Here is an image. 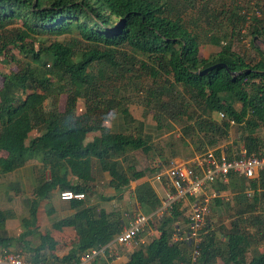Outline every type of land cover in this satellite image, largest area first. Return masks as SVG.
Segmentation results:
<instances>
[{"label":"trees","instance_id":"16d2710c","mask_svg":"<svg viewBox=\"0 0 264 264\" xmlns=\"http://www.w3.org/2000/svg\"><path fill=\"white\" fill-rule=\"evenodd\" d=\"M209 4L210 0H0V59L15 65L14 71L0 74V151L4 153L0 174L32 160L48 173V178L37 179L31 191L17 238L6 236L4 228L14 213L0 210V250L20 247L31 264L67 263L85 251L102 248L119 233L121 217L87 205L85 199L69 201L73 214L50 225L54 231H74L66 254L56 256L57 241L49 233L39 234L36 246L25 240L36 228L39 203L48 200L53 190L86 197L94 188V175L105 173L107 186L120 193L146 174L134 164L133 152L162 155L148 137L111 132L102 125V112L108 110L133 122L125 99L129 90L140 95L143 107L153 109L157 124L164 115L163 119L183 124L184 137L200 134L203 143L195 150L204 151L226 138L231 120L241 131L247 152L264 154V135H257L264 128L260 9L252 4L251 16L237 5L214 13ZM187 12L201 17L205 26L214 22L218 28L225 21L229 33L220 31L200 41L189 27L193 20ZM248 22L252 57L232 45V38ZM202 43L219 51L200 58ZM211 66L215 67L199 74ZM59 96L64 97L61 110ZM78 100L83 101L82 113L77 111ZM211 113H221L223 119L216 121ZM30 132L35 136L28 140ZM92 133L96 134L86 140ZM157 169L154 163L148 172ZM69 176L77 183H70ZM263 185L264 174L249 182L229 176L227 185H216L217 190L232 193L241 207L224 241L215 238L208 221L194 261L188 243L171 239L181 217L177 203L157 221L156 236L139 243L124 264H214L217 259L223 264H264V250H256L264 244V209L257 212L261 191L257 189ZM248 188L253 190L251 202L245 196ZM132 193L148 214L160 205L148 181L136 184ZM44 213L50 216L51 210ZM245 222L255 228L254 233L240 226ZM92 263L105 261L96 258Z\"/></svg>","mask_w":264,"mask_h":264},{"label":"rangeland","instance_id":"374dc122","mask_svg":"<svg viewBox=\"0 0 264 264\" xmlns=\"http://www.w3.org/2000/svg\"><path fill=\"white\" fill-rule=\"evenodd\" d=\"M252 4L260 9L258 18H261L264 24V6L262 8L260 7L262 4L264 5V0H210L208 8L215 13L227 8H232L233 6L237 5L241 8L240 12H244L250 15L252 13ZM188 12L186 13V16L193 20L191 21L193 24L189 25V27H192V30H194L198 34L200 41L204 40L203 36H209L210 34L219 35L220 31H226L227 34L229 33V27L225 21L221 23L222 27L218 25V28H215L217 24L212 22V20L210 21L212 22V24H210L209 26H205L204 23L201 22V17L198 20L196 17L197 14H195L194 12ZM186 16L184 19L188 20ZM239 26L240 25H237V27ZM248 32L249 22L241 26L238 36H234V38H232V45L234 50L240 52L244 51L246 56L252 57V55H254V51L249 47L250 37L248 35ZM58 39L61 40L62 38L59 37ZM256 45L259 46V48L261 46L260 42H257ZM218 51V47L202 43L199 46V57L207 58L208 56L213 55ZM14 70L15 65L11 61L5 62L0 59V74H7L8 72ZM125 99L127 100V111L130 115V118L133 119V122H129L127 119L124 120L122 116L114 110H108L102 112V125L108 128L111 132H122L130 134L137 133L142 136L148 137L150 142L153 144L154 149L156 148L157 150L161 151L162 155L160 157H157L156 151H151L150 154H143L140 151H137L133 152L130 156L133 159L134 164L136 165L138 170L146 171L145 177L148 181L151 182L152 176L156 172L162 171L169 162L187 161L194 154L202 151L201 149L195 150L200 142L203 143V139L201 138L200 134L197 136L190 134V139L188 137H184L182 135L183 124L175 122L173 120H169L168 118L163 119L164 115H161V118L158 119L157 124L153 109L143 107L142 99L137 93H133L129 90L126 93ZM63 101L64 97L59 96V110L62 109ZM47 104L48 101H45V108H47ZM76 107L78 113H82L84 110L83 101L78 100ZM210 116L214 120L219 121V118L216 116V114L211 113ZM95 134L96 133L89 134L86 140L90 139V137ZM257 135L262 137L264 135V128L260 129L257 132ZM34 136L35 133L30 132L27 139L29 140ZM241 136L242 133L237 129L236 126H230L226 138L218 141L216 146L235 145L239 141H242ZM208 148L209 147H204L203 150ZM0 157H4V153L1 151ZM154 163H157L158 169L152 173H149L148 170L154 167ZM40 176H43L46 179L48 178V173L46 169H42V166L37 160L28 161L23 166H20L13 171L0 174V210H11L14 213V218L5 222L4 228L6 236L17 238L18 234L21 233L22 228L20 225V219L25 217L27 214V200L30 197L31 191L36 185V181ZM93 185V189L96 194L97 192L102 190L103 187H107L106 182L103 180L101 175L99 176V174L94 175ZM260 190H257V193L260 191L259 204L257 207L258 213L260 211L263 212L264 209V185L262 188H260ZM126 191L127 190L124 191L125 196H127L126 201H124L126 205H124L123 202L119 199L115 203L116 206H111L112 208L106 206L108 210L116 212L121 217L123 223H126L127 217H130L135 212L147 215L146 213L137 210L138 207L135 205V203H133V199L130 198L129 191ZM245 196L246 198H250L249 202H251V197L253 195ZM107 203L108 202H105L106 205ZM240 207L241 205L235 203V199L233 198L232 193L228 195L227 201H218V203L212 201L209 203L210 214L208 217V221L210 229L213 231L215 238L219 242L224 241L223 235L229 229L230 223L236 220V210ZM46 208V206H40L37 208L39 209V215L41 214V220H38L36 228H34L32 234L30 236H27L25 240H28L30 245L36 246L39 243L38 235L49 233V235L57 241V246L55 247L54 253L56 254V256L60 257L66 254L69 247L73 244L71 239L72 234H65L64 232L61 233V231L52 230L50 228L51 223L54 220H58L60 216H58L57 214L55 215V218L47 216L44 213V209ZM177 209L181 213V217L178 220L177 224L178 227L182 229V227L185 226L186 222V206L183 202H181L178 204ZM254 214L256 213H253V215ZM156 225L157 220H154L153 222H150L146 225L144 232H142V234H140L131 243L133 249H135L140 242H143L145 244L156 236ZM240 226L247 229L250 233H254L255 231V228H250L246 222L243 224L241 223ZM19 248L10 247L9 252H13L19 255L22 259H26L28 255L23 253ZM256 250L262 252L264 250V244H259ZM214 264L223 263L221 260L217 259Z\"/></svg>","mask_w":264,"mask_h":264},{"label":"built area","instance_id":"2783aa9c","mask_svg":"<svg viewBox=\"0 0 264 264\" xmlns=\"http://www.w3.org/2000/svg\"><path fill=\"white\" fill-rule=\"evenodd\" d=\"M258 13L255 11V15ZM216 116L223 119V114ZM233 126V121H228ZM248 153L243 141L232 146H214L194 154L187 161H171L167 166L152 176L157 183H164V194L160 205L151 213L144 215L139 212L127 217L118 234L99 249H91L78 255L76 261L67 263L39 262L37 264H92L96 258H102L105 264H117L119 256L115 246H129L144 232L146 225L159 220L174 204L183 202L187 216L185 226H178L172 234V241L188 243L191 250V261L198 255V245L202 241L203 229L208 223L210 214L209 203L215 200L227 201L228 195L217 190L216 185H227L229 176L242 179L244 182L256 180L264 174V154ZM245 195H253L247 189ZM60 201L83 200L84 194L72 191H58ZM141 244L143 242H140ZM0 264H31L12 252L0 250Z\"/></svg>","mask_w":264,"mask_h":264},{"label":"crops","instance_id":"0c3cea01","mask_svg":"<svg viewBox=\"0 0 264 264\" xmlns=\"http://www.w3.org/2000/svg\"><path fill=\"white\" fill-rule=\"evenodd\" d=\"M101 177L106 182V186H107V182L109 180L108 176L105 173H103V174H101ZM69 178H70V183H72V184L77 183L76 182L77 180L74 177H70L69 176ZM143 181H148V180L146 179V177H143V178H141L138 181H135V182L133 181V182H131L129 184V186L125 190H127L126 192L129 191L130 198L133 199V201H134L133 203H135V205L138 207L137 210L142 211V212L148 214L147 211H144L143 209L140 210L138 204L135 202V199H134L133 193H132V190H133L134 186L136 184L140 183V182H143ZM148 182L150 183L151 187L153 188V190L155 191V193L157 194V196L161 199L162 196H163V194H164V183L154 182L152 180V178H151V182L150 181H148ZM226 190L223 191V192L226 195H229L228 194L229 191L228 190L226 191ZM257 190H260V189H257ZM124 191H122L123 193L122 192L115 193L110 187L107 186L106 188L103 187L102 190H100L96 194L94 192V189H93L91 191V194L90 195H87L86 194V197H84L83 200H85V199L87 200V202H86L87 205H92V206H95L98 209H103L106 212H111L110 210H108L106 208V206H108L110 208L114 207L116 201L119 200V199L123 202L124 205H126V203L124 201H126V199H127L126 197L127 196H125ZM57 192H58L57 189L53 190L51 192L50 197L48 198V200L43 201V202H40L38 207H40V206H46L47 208H49L51 210L50 217L55 218V215L57 214L58 216H60L59 219H62V218H65V217H68V216L72 215L74 211L69 207V202H63V201H60L58 199ZM105 202H108L107 205L105 204ZM40 216H41V214L39 215V209H37V211H36V224H35V227L37 226L38 220H41L40 219L41 218ZM54 221H56V220H54ZM123 225H126V223L124 222ZM62 232H64L65 234L71 233L72 234V238H71L72 240L75 237V233H74V231L71 228H63L61 230V233ZM54 240H56V239H54ZM132 249H133V247L131 245H129V246H115V251L117 252V255L119 256L118 261H117V264H124L127 261L129 254L132 252Z\"/></svg>","mask_w":264,"mask_h":264},{"label":"water","instance_id":"95a60500","mask_svg":"<svg viewBox=\"0 0 264 264\" xmlns=\"http://www.w3.org/2000/svg\"><path fill=\"white\" fill-rule=\"evenodd\" d=\"M213 67H215V66H211V67H209V68H206L205 70H202L201 72H199V74H200V75H203V74H205L206 72L210 71Z\"/></svg>","mask_w":264,"mask_h":264}]
</instances>
